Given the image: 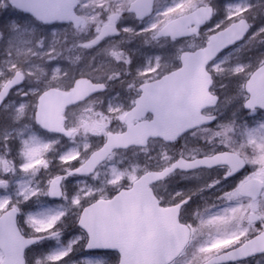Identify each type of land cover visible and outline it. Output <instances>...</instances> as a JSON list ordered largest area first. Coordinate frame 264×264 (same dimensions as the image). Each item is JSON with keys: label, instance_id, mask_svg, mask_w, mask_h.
I'll list each match as a JSON object with an SVG mask.
<instances>
[{"label": "snow or ice", "instance_id": "obj_1", "mask_svg": "<svg viewBox=\"0 0 264 264\" xmlns=\"http://www.w3.org/2000/svg\"><path fill=\"white\" fill-rule=\"evenodd\" d=\"M0 264H264V0H0Z\"/></svg>", "mask_w": 264, "mask_h": 264}]
</instances>
